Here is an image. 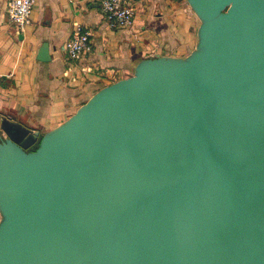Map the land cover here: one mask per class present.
Listing matches in <instances>:
<instances>
[{
	"label": "water",
	"instance_id": "95a60500",
	"mask_svg": "<svg viewBox=\"0 0 264 264\" xmlns=\"http://www.w3.org/2000/svg\"><path fill=\"white\" fill-rule=\"evenodd\" d=\"M187 1V57L0 121V264H264V0Z\"/></svg>",
	"mask_w": 264,
	"mask_h": 264
},
{
	"label": "crops",
	"instance_id": "0c3cea01",
	"mask_svg": "<svg viewBox=\"0 0 264 264\" xmlns=\"http://www.w3.org/2000/svg\"><path fill=\"white\" fill-rule=\"evenodd\" d=\"M10 1L0 0V121L41 135L102 88L131 77L143 59L185 58L198 43L200 21L187 0H127L136 17L119 29L109 26L101 0H36L23 30L8 20ZM77 24L91 33L93 52L72 61L64 46Z\"/></svg>",
	"mask_w": 264,
	"mask_h": 264
},
{
	"label": "built area",
	"instance_id": "2783aa9c",
	"mask_svg": "<svg viewBox=\"0 0 264 264\" xmlns=\"http://www.w3.org/2000/svg\"><path fill=\"white\" fill-rule=\"evenodd\" d=\"M35 3L36 0H11L7 10L8 20L18 30H23L31 21ZM100 6L111 28H127L133 25L136 9L127 0H101ZM64 52L72 61L91 54V33L77 24L71 39L64 46Z\"/></svg>",
	"mask_w": 264,
	"mask_h": 264
},
{
	"label": "trees",
	"instance_id": "16d2710c",
	"mask_svg": "<svg viewBox=\"0 0 264 264\" xmlns=\"http://www.w3.org/2000/svg\"><path fill=\"white\" fill-rule=\"evenodd\" d=\"M36 147H37V146L33 147V148H32V149H30V150H35V149H36Z\"/></svg>",
	"mask_w": 264,
	"mask_h": 264
}]
</instances>
